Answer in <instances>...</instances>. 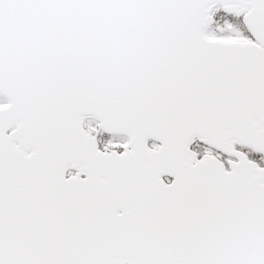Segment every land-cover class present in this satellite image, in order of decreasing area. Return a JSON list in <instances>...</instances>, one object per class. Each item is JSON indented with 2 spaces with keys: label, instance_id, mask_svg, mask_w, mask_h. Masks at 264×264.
<instances>
[{
  "label": "snow or ice",
  "instance_id": "1",
  "mask_svg": "<svg viewBox=\"0 0 264 264\" xmlns=\"http://www.w3.org/2000/svg\"><path fill=\"white\" fill-rule=\"evenodd\" d=\"M0 264H264V0H0Z\"/></svg>",
  "mask_w": 264,
  "mask_h": 264
}]
</instances>
